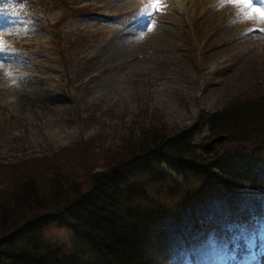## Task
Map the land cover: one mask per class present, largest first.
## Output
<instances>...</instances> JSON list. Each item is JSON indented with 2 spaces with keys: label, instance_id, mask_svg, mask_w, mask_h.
<instances>
[{
  "label": "rangeland",
  "instance_id": "1",
  "mask_svg": "<svg viewBox=\"0 0 264 264\" xmlns=\"http://www.w3.org/2000/svg\"><path fill=\"white\" fill-rule=\"evenodd\" d=\"M149 2L0 0L1 154L57 149L100 132L104 150L75 147L79 161H67L85 173L87 188L86 168L139 152L142 134L130 140L128 131L134 120L156 135L172 123L197 124L191 135L205 157L237 145L236 131L210 133L206 113L264 101V22L226 0H162L150 23L141 14ZM35 235L69 242L72 229L50 223Z\"/></svg>",
  "mask_w": 264,
  "mask_h": 264
},
{
  "label": "trees",
  "instance_id": "2",
  "mask_svg": "<svg viewBox=\"0 0 264 264\" xmlns=\"http://www.w3.org/2000/svg\"><path fill=\"white\" fill-rule=\"evenodd\" d=\"M213 111L210 133L236 131V146L205 157L191 135L197 124L156 135L134 120L139 152L86 168L87 188L67 161H79L75 147L104 150L100 132L0 153V264H243L250 255L264 264V101ZM50 223L69 226L71 241L35 235Z\"/></svg>",
  "mask_w": 264,
  "mask_h": 264
},
{
  "label": "snow or ice",
  "instance_id": "3",
  "mask_svg": "<svg viewBox=\"0 0 264 264\" xmlns=\"http://www.w3.org/2000/svg\"><path fill=\"white\" fill-rule=\"evenodd\" d=\"M227 3L238 7L241 10L243 17L249 20H258L264 22V7L259 6V2L254 0H226ZM162 7V0H150L148 4L141 9V14L149 18V22L152 16L158 12ZM148 31L152 30V27H147Z\"/></svg>",
  "mask_w": 264,
  "mask_h": 264
},
{
  "label": "water",
  "instance_id": "4",
  "mask_svg": "<svg viewBox=\"0 0 264 264\" xmlns=\"http://www.w3.org/2000/svg\"><path fill=\"white\" fill-rule=\"evenodd\" d=\"M221 137H223V135H221V136H215V137L212 139V142L218 140V139L221 138ZM206 147H207V148H210V144H207Z\"/></svg>",
  "mask_w": 264,
  "mask_h": 264
},
{
  "label": "bare ground",
  "instance_id": "5",
  "mask_svg": "<svg viewBox=\"0 0 264 264\" xmlns=\"http://www.w3.org/2000/svg\"><path fill=\"white\" fill-rule=\"evenodd\" d=\"M172 3L176 4L177 2L180 4V0H171Z\"/></svg>",
  "mask_w": 264,
  "mask_h": 264
}]
</instances>
